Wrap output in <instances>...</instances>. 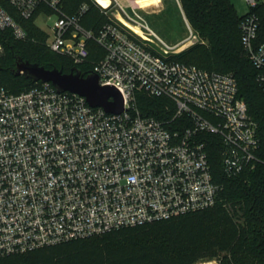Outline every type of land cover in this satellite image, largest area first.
<instances>
[{"label": "built area", "instance_id": "1", "mask_svg": "<svg viewBox=\"0 0 264 264\" xmlns=\"http://www.w3.org/2000/svg\"><path fill=\"white\" fill-rule=\"evenodd\" d=\"M8 1L24 19L43 4L53 9L39 14L53 20L47 43L76 64L88 58L90 40L103 47L93 72L101 85L117 88L124 110L93 107L51 82L20 93L0 89V257L212 207L222 186L213 178L205 133L221 136L228 177L264 163L259 126L236 77L172 60L183 47L168 45L135 7L92 0L111 20L95 34L81 23L88 2L68 14L63 0ZM245 1L241 42L264 90L256 10L264 0ZM6 29L26 36L0 2V30ZM141 91L173 100L172 119L143 115Z\"/></svg>", "mask_w": 264, "mask_h": 264}, {"label": "trees", "instance_id": "2", "mask_svg": "<svg viewBox=\"0 0 264 264\" xmlns=\"http://www.w3.org/2000/svg\"><path fill=\"white\" fill-rule=\"evenodd\" d=\"M178 1L199 41L173 53L171 59L236 77L239 96L258 123L262 139L258 155L264 160V90L242 46L240 24L244 16H239L231 0ZM0 2L26 32L25 38H18L12 29L0 30V89L20 93L38 84L25 74H17L20 63H37L67 73L75 69L88 76L105 56L103 47L90 40L88 58L76 64L53 51L47 43L48 34L36 24L42 11L52 13L53 9L43 4L31 18L24 19L8 0ZM84 2L90 9L81 23L97 34L111 20L92 0H63L61 7L73 14ZM256 10L261 15L263 37L264 4ZM137 105L143 115L161 120H171L176 110L173 100L151 97L143 91L137 93ZM181 119H175L173 127H180ZM203 139L214 181L222 186L212 207L2 256L0 264H199L210 260L264 264V163L228 177L221 136L205 133Z\"/></svg>", "mask_w": 264, "mask_h": 264}, {"label": "rangeland", "instance_id": "3", "mask_svg": "<svg viewBox=\"0 0 264 264\" xmlns=\"http://www.w3.org/2000/svg\"><path fill=\"white\" fill-rule=\"evenodd\" d=\"M120 2L126 6L129 12L132 11L129 2L139 4L136 11L168 45H179V47H183L185 44L187 47L192 45V37L197 34L192 29L178 0H129V2L120 0ZM231 2L239 16H244L250 11V6L245 0H231ZM52 21L45 15H40L36 19V24L48 34V38L51 34L50 25ZM210 261L213 264H218V260Z\"/></svg>", "mask_w": 264, "mask_h": 264}, {"label": "water", "instance_id": "4", "mask_svg": "<svg viewBox=\"0 0 264 264\" xmlns=\"http://www.w3.org/2000/svg\"><path fill=\"white\" fill-rule=\"evenodd\" d=\"M198 41L199 37L194 35L191 44ZM17 74H25L35 81L51 82L59 91L78 93L86 97L91 106L103 107L107 112L121 113L124 110V101L117 88L101 85L98 74L94 72L84 76L75 69L67 73L62 69H49L37 63L24 62L18 65Z\"/></svg>", "mask_w": 264, "mask_h": 264}, {"label": "bare ground", "instance_id": "5", "mask_svg": "<svg viewBox=\"0 0 264 264\" xmlns=\"http://www.w3.org/2000/svg\"><path fill=\"white\" fill-rule=\"evenodd\" d=\"M106 3V2H105ZM133 7H135V8H137L138 7V5L139 4H136V3H131V2H129ZM134 27V29L136 30V31H138V32H140L141 33V30L137 27V26H133ZM187 47V44H185V45H183V48L182 49H185ZM203 264H213V262L212 261H210V262H204Z\"/></svg>", "mask_w": 264, "mask_h": 264}, {"label": "crops", "instance_id": "6", "mask_svg": "<svg viewBox=\"0 0 264 264\" xmlns=\"http://www.w3.org/2000/svg\"><path fill=\"white\" fill-rule=\"evenodd\" d=\"M128 2H129V0H127ZM130 4V3H129ZM130 6H132L131 4H130Z\"/></svg>", "mask_w": 264, "mask_h": 264}]
</instances>
